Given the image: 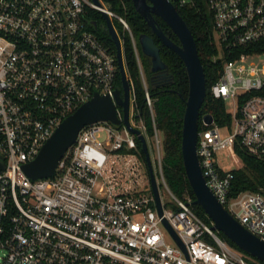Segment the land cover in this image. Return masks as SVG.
Wrapping results in <instances>:
<instances>
[{"label":"built area","instance_id":"1","mask_svg":"<svg viewBox=\"0 0 264 264\" xmlns=\"http://www.w3.org/2000/svg\"><path fill=\"white\" fill-rule=\"evenodd\" d=\"M99 1L101 7L91 0H0V264H253L194 212L189 196L179 198L167 186L159 132L153 124L154 134L147 133L122 55L128 122L147 144L155 141L156 180L169 194L159 216L137 137L115 99L116 90L123 95L116 53L95 33L88 8L116 17L129 32L146 87L135 39L127 21ZM204 2L213 18L212 60L222 64L210 92L233 109L226 110L230 121L223 125L201 118L199 164L215 197L264 240V192L230 196L233 174L216 156L226 149L236 158L238 143L264 160V0ZM95 94L111 98L121 123L83 126L52 175L28 177L24 164ZM146 103L153 120L148 92ZM163 218L185 251L166 241Z\"/></svg>","mask_w":264,"mask_h":264},{"label":"trees","instance_id":"2","mask_svg":"<svg viewBox=\"0 0 264 264\" xmlns=\"http://www.w3.org/2000/svg\"><path fill=\"white\" fill-rule=\"evenodd\" d=\"M109 9L122 16L128 23L130 32L135 39L138 56L143 70L146 87L143 84L139 66L137 63L133 43L129 32L123 27L122 23L112 17L113 26L118 34L121 43V51L125 61V68L133 82L137 107L145 123L147 133L154 134V126L161 135L162 146V173L167 186L177 197L182 198L187 195L192 200L194 212L208 225L211 220L204 213L202 208L193 203L194 195L185 175L182 161L181 138L182 121L185 110V99L188 95V77L181 58L169 47L164 45L153 33L146 20L137 12L132 0H101ZM194 5L173 4L179 14L190 28L200 61L203 66L206 79V95L199 109L198 130L204 126L201 118L204 114H211L214 121L219 125L229 123L230 115L226 111L225 101L214 97L210 92V86L220 76L222 64L219 60L213 61L216 48L212 39L213 18L212 12L207 7L204 0H195ZM87 15L96 23L95 33L105 42L109 49L116 53L115 45L111 39L101 12L95 8H88ZM157 23L163 32L174 42L179 43L178 38L159 16L155 15ZM142 33L150 35L159 48L161 59L167 65L165 71H152L150 58L140 50L138 36ZM118 83L121 79L118 74ZM146 92L152 102L153 120L150 109L146 103ZM154 124V126H153ZM137 153L140 159L145 162V156L140 142L136 139ZM237 155L242 160V166L231 169L233 174L229 189L230 196H236L242 191L264 192V160L255 158L248 154L240 144H235ZM168 205L177 208L173 203ZM230 247L242 253L245 259L251 263L263 264L255 258L241 250L222 232H217Z\"/></svg>","mask_w":264,"mask_h":264},{"label":"water","instance_id":"3","mask_svg":"<svg viewBox=\"0 0 264 264\" xmlns=\"http://www.w3.org/2000/svg\"><path fill=\"white\" fill-rule=\"evenodd\" d=\"M91 1L96 6L101 7L99 0ZM132 2L137 12L146 20L153 33L164 45L171 48L181 58L186 69L188 95L185 99V110L182 121L181 152L185 175L194 195L193 203L200 206L211 220V229L222 232L241 250L264 264V240L247 230L227 211L207 185L201 171L196 144L199 109L206 95V79L196 42L190 28L171 0H132ZM100 12L116 49V59L123 95L121 97L120 91L116 90L114 92L115 99L123 107V123L136 135L137 140L141 144L145 156V166L150 189L154 197L157 212L161 216V196L147 141L140 130L132 127L128 122L129 83L123 67L120 39L111 18L105 11L100 10ZM155 15L167 23L178 38L179 43L171 40L163 32L155 19ZM93 23L96 25L95 22ZM138 43L141 52L150 58L152 71H165L167 69V65L160 57L159 48L150 35L145 33L140 34L138 36ZM212 119L211 114H204L202 116V120L207 124L211 123ZM97 121H110L114 124L121 123L115 114V106L109 96L95 94L90 100L64 118L42 145L36 157L24 164V172L31 179L52 175L59 159L75 141L79 130L83 126ZM162 222L173 240L185 251L183 243L168 221L163 218Z\"/></svg>","mask_w":264,"mask_h":264},{"label":"rangeland","instance_id":"4","mask_svg":"<svg viewBox=\"0 0 264 264\" xmlns=\"http://www.w3.org/2000/svg\"><path fill=\"white\" fill-rule=\"evenodd\" d=\"M225 105H226V110L231 111L233 109L231 101H227ZM158 137H159V140H161V135L159 133H158ZM148 149L150 152V157L152 160L153 169L155 171V168L157 166V160L155 159V156H156L155 141H153V139L148 144ZM216 156H217V161H218L219 165L224 170L236 169V168L241 167L243 164L241 158L238 155L236 156V158H234L229 154V152L226 149L218 150L216 152ZM143 168H146V166L143 165ZM157 183L159 184L160 180L157 181ZM159 192H160L161 200H163L164 202L170 200L169 194L167 193V191L163 187H161V189H159ZM165 238H166V241L168 243L173 244V239L171 238V236L168 233H165ZM255 260L258 261L257 259H255ZM255 263L256 262H254L253 264H255Z\"/></svg>","mask_w":264,"mask_h":264},{"label":"bare ground","instance_id":"5","mask_svg":"<svg viewBox=\"0 0 264 264\" xmlns=\"http://www.w3.org/2000/svg\"><path fill=\"white\" fill-rule=\"evenodd\" d=\"M216 231V230H215Z\"/></svg>","mask_w":264,"mask_h":264}]
</instances>
